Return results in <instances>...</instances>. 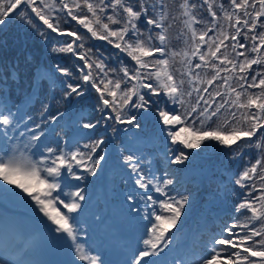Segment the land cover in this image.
I'll use <instances>...</instances> for the list:
<instances>
[{"label": "snow or ice", "instance_id": "6c2138e0", "mask_svg": "<svg viewBox=\"0 0 264 264\" xmlns=\"http://www.w3.org/2000/svg\"><path fill=\"white\" fill-rule=\"evenodd\" d=\"M205 7L208 17L198 19L197 10ZM177 8L172 14L168 0H0V26L19 21L46 43L51 41L52 52L71 54L77 61L75 75L68 67L56 66L67 78L59 81L62 95L55 97L53 79L51 95L41 101L39 116L49 123V135L63 127L58 121L66 116L63 111L52 115L51 106L95 93L96 118L81 114L78 122H87L80 123L64 147L45 144L47 155L35 158L33 149L47 136L40 123L29 126L33 116L28 112L41 99L46 75L34 78L25 101L16 105L9 81L19 93L20 76L14 68L7 74L0 68V208L5 200H14L43 214L50 222L52 242L69 248L81 262L105 264L82 242L79 216L72 215L81 210L84 188L68 191L61 199V178L67 174L83 179L74 168L95 176L106 160L107 146L103 135L94 140L92 135L101 128L115 134V124L140 128L136 113L142 111L167 133L174 153L171 163L183 164L189 159L185 150L199 149L206 141L228 148L235 160L242 161L235 179L239 191L233 193V222L222 223L220 235L213 236L199 264H264V0H180ZM181 18L184 47L176 48L169 32ZM59 37L65 39L56 47ZM90 38L119 50L116 66L107 62L111 55L104 57L86 47ZM83 140L90 142L81 144ZM128 151L122 160L134 184L159 195L141 196L142 209L129 204V211L142 212L148 223L127 264H167L161 253L172 251L169 245L180 231L172 229L187 216L189 197L171 195L173 180L157 177L150 158L138 155L139 149ZM135 199L132 194L126 197ZM3 219L0 211V264H42L27 259L28 252L20 259L9 257L2 239ZM15 249L20 254L23 245ZM173 264H184L183 258H174Z\"/></svg>", "mask_w": 264, "mask_h": 264}, {"label": "rangeland", "instance_id": "374dc122", "mask_svg": "<svg viewBox=\"0 0 264 264\" xmlns=\"http://www.w3.org/2000/svg\"><path fill=\"white\" fill-rule=\"evenodd\" d=\"M194 26L197 27V25ZM174 47L181 48L184 46ZM8 65L9 70L14 68L17 72V69L14 64H10V60H8ZM177 67H179V65H177ZM42 74H45L47 79L50 80V78H48L47 76L48 73L44 72L41 69L35 70L33 79H39ZM23 101H25V97L18 100L16 105H21V102ZM24 107L27 108V105L25 104ZM85 108L86 106L83 108V110ZM13 111H15V108H13ZM83 113H85L86 116L88 114L86 112ZM78 116L79 115L77 114V112L73 113V115L67 122V126L71 125L69 127V136L65 140L61 141L59 146L56 145L54 148H57L59 150L60 147H64L63 142L68 141L71 137L74 136L76 129L80 127V123L86 122V120H83L79 121L78 124H76V121L79 118ZM49 127L50 125H46L43 128L47 139H45V137H41L42 143L38 144L37 148L33 149V152L36 154L35 158H39L42 153L43 155H47V153L43 151V146L45 144L47 146H50L48 145L50 144L49 141L51 139V135H49ZM21 130L24 129L21 128ZM39 130L40 129H37V131ZM145 135L151 136L144 138L143 144L149 146V142L151 140H155L156 143L162 146V151L160 152V154L152 155L151 153L148 156L151 160V167L153 168V170L155 171V175L157 176V173H159V171L161 170V165L164 166L165 170L169 169L170 166L173 167L174 163H171V160L173 159L174 155L172 150V144L171 141L166 138L167 133L161 131V126L157 123L155 125L154 133L152 134V132H148ZM156 137L158 139H156ZM19 139L23 138L21 137ZM112 139L113 138L109 137V141H111V143L113 144ZM207 142L208 141H206L205 144ZM205 144H202L199 149L185 150V152L189 155V159L183 164L179 165L182 166V168L176 172L177 174L179 173V178L182 179V177L184 176L188 178L190 177L192 178V180L196 181L195 183H199L204 180L209 181L210 177L212 176V172L214 173V170H218V172L220 171L224 174H227L231 178V181L228 182L226 185H221V187L219 186L221 192L220 195L210 190L207 185H204L203 187L200 186L197 191L195 200L192 199V203H195L193 209L190 211L189 208L185 206L187 210V216H181L180 222L177 223L176 228L172 229V232H177V229H180V231L177 232L176 240L173 242V244L169 245V248L172 249V251L169 252L168 249H165V251L161 253L163 254L161 255V258H163L167 262V264H173L174 258L179 257L183 258L184 264H199L201 256L204 254L205 250L211 243L207 244V242L204 241L203 244H201L202 253L200 254V259H198L197 256L191 251L192 249H194L193 245L195 242L193 240H190V238L196 237L198 240V233L195 232L197 229V225L201 224V226H203L206 223V217L203 209L209 208L211 210L213 208L212 205H208L209 202L213 201L214 205L218 206V208L219 206H223L224 208V205H230L235 208L236 197L233 198L231 196L229 188L235 185V179L238 178L237 173L239 171H242L241 161L235 160L230 154V150L224 146L217 145L214 151H209L210 147L205 146ZM139 146H142L141 139H136L128 147L135 151L139 148ZM218 150L220 151L216 154L220 156L218 158L213 157L216 156L213 153L217 152ZM111 152L112 147L111 149H107V152L105 153L106 160L101 162V170L99 169L100 172L97 173L95 176H91L90 174H88L85 169L80 170L81 168H76V170H79V173L77 175L84 177L79 181L65 174L61 178L62 187L64 188V191L60 193V195L61 199H66L65 193H67L68 191H76L80 187L84 188L85 200L80 202L81 210L79 213L72 214L74 216H79V226L83 229L82 242H84L87 246H90L93 249V254H98L102 261H104L102 256V250L104 248L110 255L111 260L114 261L113 264H127V261L131 258L132 252L140 247V237L142 235H145L146 225L148 223L143 218L142 212H137L136 210L129 211V204H135L137 207L142 209L144 207V202L140 199L141 196H158L159 194L154 193L152 191L145 193L144 190L138 189V186H136L133 180L130 178V171L124 166V163L120 161H115L114 171H116L117 175L118 173L121 174V178H124V180L127 181V185L123 186L121 182L118 183L116 181L117 178L114 179V176L106 172V167L108 166L109 156ZM158 156L162 158V163H159L154 159V157L158 158ZM214 162L217 165H214ZM252 162H254V154H252ZM65 185H70V187H66ZM177 186L178 184H174V186L170 188L172 189L171 195H176L177 190L179 191L183 188V186ZM222 186L225 187L223 188ZM225 188H227L228 193H226ZM184 189L185 188H183L181 192H183ZM111 193H117L115 194V198L117 202H121L117 203V213L115 212V214L112 212L109 202ZM128 194H132L134 197H136V199L134 201H127L126 197ZM87 199L89 201L88 204ZM100 199L101 204L99 203ZM3 204H12L14 205V208L18 209H15L14 213L12 214L16 215L15 217L21 218L22 225L24 226V228H26L25 231L27 232V235H24L26 236V238L22 242V244L25 242L22 252L20 254L16 253V255H13L14 258H21L25 249L28 248L27 245L29 240H34L39 246H41L42 243L45 242V246H48L46 252L49 254L50 261L54 262V264H87V261L81 262L78 260L75 262V260L72 259V256L70 255L69 250L66 246L62 244H54L52 242L48 230L50 222L46 223V218L43 217V214H38L37 212L33 211L30 207H27L21 202H17L14 200H5ZM122 205L125 209L122 207ZM57 207L60 208L61 211H66L59 204H57ZM123 214L128 217L126 221L122 218L120 221L115 216L118 215L119 217V215L123 216ZM109 215H113L115 218L109 219ZM133 226L137 228L136 232L131 231V227ZM100 229L105 234L108 242V245L105 244L104 246H102L103 248L100 247V242L96 237V232L98 230L100 231ZM87 234H90V236H88ZM171 234L172 233L170 232L169 235ZM219 235L215 236L218 237ZM89 239H91V241L87 242ZM210 241H212V238L210 239ZM188 257L190 258L189 260H187Z\"/></svg>", "mask_w": 264, "mask_h": 264}, {"label": "trees", "instance_id": "16d2710c", "mask_svg": "<svg viewBox=\"0 0 264 264\" xmlns=\"http://www.w3.org/2000/svg\"><path fill=\"white\" fill-rule=\"evenodd\" d=\"M179 2L180 0H168L169 9L172 14H175L178 11L177 5ZM219 2H222V0H217V3ZM214 10L217 9L214 8ZM217 13L218 15H222L218 10ZM196 15L198 19L201 16L207 18L208 14L206 7L203 10L198 9ZM182 19L183 18L178 19L175 22L174 27L170 29L169 35L172 37L173 46H184V37L180 34V31L183 28ZM40 23L42 24V22ZM72 26H75L74 22H72ZM65 27H68V25H65ZM197 27H200V25H197ZM88 35L90 36V34ZM59 39L61 41V44H56V47L62 46V42L65 38L59 37ZM53 46L54 45L51 41L46 43L36 31L20 23L19 21L10 24L6 23L5 26H0V68L4 70L5 74H7L9 71L8 60H10V64H14L17 69V73L20 76L19 93H17V85L9 81L11 85V101L13 103L16 104L18 100L24 98L26 90L31 91L29 86L33 81L35 70L43 69L44 72L48 73L47 76L48 78H50V80H48L46 77V79L41 82V99H38L34 106H32L28 112L29 115L33 116V120L29 121L30 126H33L35 123H40L42 129L46 125H49V123L42 122V118L39 116V113L41 111V101L45 98V96L51 95V93H49V84L51 80H56V86L53 91L55 97L59 99L62 95V89L59 86V81L61 79H67L56 70V66L60 65L63 67H68L74 75L76 74L75 65L77 61L75 60V58H73L71 54L52 52L51 48ZM86 47H92L93 52L98 51L99 53H102L104 57H109L111 55V60L107 62L109 63V66H116L114 61L116 60V53H118L119 50L114 49L106 41L90 38L86 43ZM126 62L128 61L126 60ZM95 103V93L93 92L91 95H87L83 98H80L79 100H77L75 97H71L68 100L62 101L58 105L51 106L50 111L52 115H58L59 112L63 111L66 113V116L65 118L58 121V124L62 125L63 127L56 128L55 133L51 134V142L49 141L50 144L48 145H50V147H55L56 145H58L57 140L63 141L69 136V127L71 125L67 126V122L71 118L73 113L77 112L79 116L81 114L86 116V114L83 113L86 112L88 113L87 116L90 115L93 119H95L97 115L95 113ZM85 106L86 108L83 110ZM136 115L138 117L137 122L141 125L140 128H134L127 124H115V127L117 128V132L115 134L112 133L111 128H109L107 132H105V130L101 128L97 131L96 135H92L93 140L99 138V136L101 135L104 136L107 146L106 152L107 149H111L112 147V152L109 156L108 167L106 168V172L114 176V179L117 178L116 171H114V162H123L122 154H129L128 150L131 148H129L128 146L136 139L142 140V146L137 152L138 155L142 154L145 156H149L151 153L152 155H158L162 151V146L156 143L155 140H151L149 142V146L143 144V139L151 136H147L145 134L148 132H152V134L154 133L156 121L152 118L151 114L145 115L142 111H140L137 112ZM76 124H78V119L76 121ZM122 129H126V131H121ZM84 131L89 132V134H91L90 130ZM109 137L113 138V144L111 143V141H109ZM156 139L158 138L156 137ZM252 139L255 140L256 138L253 137ZM86 142L90 141L83 140L81 141V144ZM205 145L210 147L209 151H214L215 147L218 144L215 141H208ZM118 149H120L121 151L118 152ZM81 150L87 151V149H83L82 147ZM219 151L220 150L213 153L216 155L213 157L218 158L220 155L218 156V154L216 153H218ZM253 154L255 158V153L253 152ZM154 159L159 163H162V158H160L159 156L158 158L154 157ZM214 165L217 164L214 162ZM100 166L101 164L97 168V173L100 172ZM160 167L161 170L159 171V173H157V177L172 179L174 183L173 185L169 186L170 188H172L174 184H178V186H183V188H185L183 192H181L183 188L179 191L177 190L176 195L183 194L187 195L190 198L189 205H186L190 211L193 209L195 204L192 203V199L195 200L197 191L200 186L203 187L204 185H207L210 190L220 195L221 192L219 186L221 187V185H226L228 182L231 181V178L227 174H224L220 171L218 172V170H214V173L212 172V176L210 177L209 181L204 180L202 182L195 183L196 181L192 180V178L190 177L188 178L184 176L182 177V179L179 178V173L177 174L176 172L179 171L182 166H179L178 164H173V167L170 166L169 169L166 170L164 169V166L161 165ZM73 170L76 172V174L79 173V170H76V168H74ZM120 182L123 186L127 185V181H125L124 179H121ZM222 187L224 188L225 186ZM225 189L226 193H228L227 188ZM229 189L231 192V196L235 198L233 193L239 190V186L235 184ZM208 205H212L213 208L211 210L209 208L203 209L206 217V223L203 226H201V224H198L196 229L200 240L206 241L207 244L211 243L210 239L213 238V236L220 234V228L222 226V223L226 222L228 224H231L233 222L230 217L235 214L233 206H225L223 204L224 208L223 206H219L218 208V206L214 205L213 201L209 202ZM194 246L198 248V250H200V252L202 253L201 246H198V244H195Z\"/></svg>", "mask_w": 264, "mask_h": 264}, {"label": "bare ground", "instance_id": "6f19581e", "mask_svg": "<svg viewBox=\"0 0 264 264\" xmlns=\"http://www.w3.org/2000/svg\"><path fill=\"white\" fill-rule=\"evenodd\" d=\"M15 209L17 208H14V205L12 204H7V205L3 204L2 208H0V211L3 212V217H4L2 239L4 245L9 248V257L11 259H17L14 258L13 256L16 255L15 246L17 244H22V242L26 238V236L24 235H27V232L25 231L26 228H24V226L22 225L21 218L15 217L16 215L12 214L14 213ZM24 243L22 244L23 246ZM27 246L28 248L25 249L24 251L30 253L27 259H31L32 261H36V262H42V264H54V262L50 261L49 254L46 252L48 246H45V242L42 243L41 246H39L34 240L33 241L29 240ZM68 250L70 255L72 256V259L75 260V262L78 261L75 254L69 248ZM85 254L86 255L88 254L87 248L85 249Z\"/></svg>", "mask_w": 264, "mask_h": 264}]
</instances>
